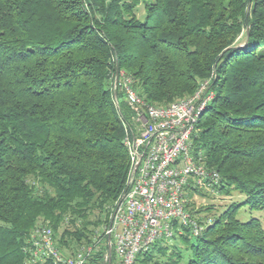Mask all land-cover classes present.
Listing matches in <instances>:
<instances>
[{
	"label": "trees",
	"instance_id": "16d2710c",
	"mask_svg": "<svg viewBox=\"0 0 264 264\" xmlns=\"http://www.w3.org/2000/svg\"><path fill=\"white\" fill-rule=\"evenodd\" d=\"M121 71L155 106L210 81L194 147L221 195L244 196L176 236L184 251L160 241L135 264H264L262 223L236 218L239 205L264 212V0H0V264H34L44 226L60 251L98 245L87 264L105 259L98 229L133 168Z\"/></svg>",
	"mask_w": 264,
	"mask_h": 264
},
{
	"label": "built area",
	"instance_id": "2783aa9c",
	"mask_svg": "<svg viewBox=\"0 0 264 264\" xmlns=\"http://www.w3.org/2000/svg\"><path fill=\"white\" fill-rule=\"evenodd\" d=\"M117 76L114 89L122 92L134 112V125L130 123L124 139L133 168L128 189L116 204L104 236L111 239L116 264H135L137 256L157 242H170L184 229L199 236L213 223L212 217L200 222L194 216L189 195L220 194V175L206 167L204 152L194 147L199 119L212 104L215 93L206 80L194 95L155 106L138 94L128 74L121 71L115 79ZM28 242V255L34 264L46 260L54 264H87L98 246H85L72 256L65 255L52 229L45 226L38 228Z\"/></svg>",
	"mask_w": 264,
	"mask_h": 264
},
{
	"label": "rangeland",
	"instance_id": "374dc122",
	"mask_svg": "<svg viewBox=\"0 0 264 264\" xmlns=\"http://www.w3.org/2000/svg\"><path fill=\"white\" fill-rule=\"evenodd\" d=\"M138 18L141 21H144L145 19V12L143 10H140L138 12ZM132 115V114H131ZM131 123L133 124L134 122L131 120ZM134 125V124H133ZM192 198L190 199L192 202L191 205V210L193 212H202L200 219L203 220L204 217H211L212 218H218L229 206L232 204H240L244 200V196H241L240 194L237 193H232L231 196L229 195H221V194H205L202 192L193 194L191 196ZM238 212L236 214V218L240 221L246 222L249 221L252 218H256L262 223V226L264 228V212L259 211V210H251L248 206L245 205H239L238 207ZM115 210V207L111 210L109 214V223L101 225V227L98 229V234H104L107 230V228L110 225V221L113 215V212ZM195 215L198 217V213ZM113 242V240H112ZM56 243L59 244L58 240L56 239ZM30 244V243H29ZM172 247L168 248L169 252L168 254H172L174 251V247H177V249H181L180 251H184L182 248L183 244L181 240H174L170 243ZM103 251L105 252V259L102 261L100 264H108L109 260V242L106 244H103ZM174 246V247H173ZM114 249V246L112 247ZM61 249V248H60ZM178 250V251H179ZM65 255L72 256L74 253L68 248L61 250ZM107 257V259H106ZM184 262L183 264L186 263L187 261V255L184 256ZM116 264L115 256L113 257V263Z\"/></svg>",
	"mask_w": 264,
	"mask_h": 264
},
{
	"label": "water",
	"instance_id": "95a60500",
	"mask_svg": "<svg viewBox=\"0 0 264 264\" xmlns=\"http://www.w3.org/2000/svg\"><path fill=\"white\" fill-rule=\"evenodd\" d=\"M117 83H118V76H117L116 79H115V83H114V85L116 86ZM115 98H117V94H116V93H115ZM138 166H139V163L134 167L133 172H135V171L137 170ZM108 239H109V264H111V258H112V245H111V239H110V238H108Z\"/></svg>",
	"mask_w": 264,
	"mask_h": 264
}]
</instances>
